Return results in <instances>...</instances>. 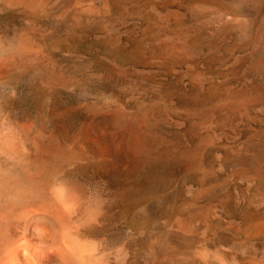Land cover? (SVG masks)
I'll return each instance as SVG.
<instances>
[{"label": "rangeland", "instance_id": "1", "mask_svg": "<svg viewBox=\"0 0 264 264\" xmlns=\"http://www.w3.org/2000/svg\"><path fill=\"white\" fill-rule=\"evenodd\" d=\"M3 142L77 153L96 263L264 264V0H0Z\"/></svg>", "mask_w": 264, "mask_h": 264}, {"label": "bare ground", "instance_id": "2", "mask_svg": "<svg viewBox=\"0 0 264 264\" xmlns=\"http://www.w3.org/2000/svg\"><path fill=\"white\" fill-rule=\"evenodd\" d=\"M34 146L5 142L1 148L0 264H99L91 244L73 231L91 221L92 207L78 181L57 176L59 164L77 153Z\"/></svg>", "mask_w": 264, "mask_h": 264}, {"label": "water", "instance_id": "3", "mask_svg": "<svg viewBox=\"0 0 264 264\" xmlns=\"http://www.w3.org/2000/svg\"><path fill=\"white\" fill-rule=\"evenodd\" d=\"M160 203H161V201H160V200H158V201L154 202V204H155V205H157V204H160Z\"/></svg>", "mask_w": 264, "mask_h": 264}]
</instances>
